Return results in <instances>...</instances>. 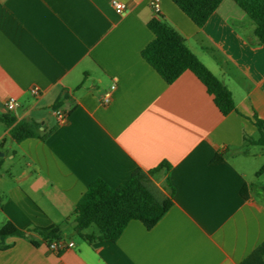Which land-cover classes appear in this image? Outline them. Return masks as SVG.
Returning <instances> with one entry per match:
<instances>
[{
	"label": "crops",
	"instance_id": "obj_1",
	"mask_svg": "<svg viewBox=\"0 0 264 264\" xmlns=\"http://www.w3.org/2000/svg\"><path fill=\"white\" fill-rule=\"evenodd\" d=\"M111 1L0 0V116L35 121L40 132L15 143L0 122V152L10 141L0 155V226H63L92 181L117 188L162 163L170 169L152 183L166 196L169 182L173 205L150 230L130 221L115 242L64 234L73 247L61 254L10 238L0 264H239L264 244V150L246 145L260 136L254 118L264 122V44L232 26L245 17L232 0L201 28L157 0L160 17L230 91L236 111L223 116L193 74L168 85L142 58L153 0H117L122 14ZM8 98L19 104L9 114Z\"/></svg>",
	"mask_w": 264,
	"mask_h": 264
},
{
	"label": "trees",
	"instance_id": "obj_2",
	"mask_svg": "<svg viewBox=\"0 0 264 264\" xmlns=\"http://www.w3.org/2000/svg\"><path fill=\"white\" fill-rule=\"evenodd\" d=\"M190 21L201 28L217 10L223 0H170ZM244 13L242 21L234 22L237 29H250L249 37L254 45L264 44V0H232ZM153 35L151 42L142 50L144 61L166 83L172 84L184 72H190L206 88L208 95L223 116L236 111L230 91L225 87L186 47L182 36L170 27L160 15L147 23ZM0 122L8 129V135L15 143L37 138L39 124L35 121L16 122L8 115L0 116ZM260 136L257 140H246V145L264 147V122L254 118ZM5 140L0 143L2 148ZM245 153V152H243ZM216 154L212 162H221ZM170 166L162 163L150 170L137 168L130 179L117 188L109 187L100 179L92 181L75 205L72 215L64 222H70L72 233L88 245L97 242H115L130 221L140 222L147 230L152 229L173 205V189L166 180V196L154 190L152 179L168 171ZM264 173V166L257 176ZM243 195V193H242ZM90 228L94 230L90 231ZM10 238L28 241L33 247H47L56 241L66 240L62 226L49 224L41 227L30 225L24 229L11 222L0 226V251L13 247L7 243ZM239 264H264V244L257 246Z\"/></svg>",
	"mask_w": 264,
	"mask_h": 264
},
{
	"label": "built area",
	"instance_id": "obj_3",
	"mask_svg": "<svg viewBox=\"0 0 264 264\" xmlns=\"http://www.w3.org/2000/svg\"><path fill=\"white\" fill-rule=\"evenodd\" d=\"M111 6L114 8V10L118 13V14H122L126 11V6L125 4L117 1V0H112L111 1ZM150 7L153 10L155 15H159L160 13V9H159V4L157 0H153L152 2H150ZM38 92L36 89L32 90V94L36 95ZM102 105H106L109 103V94H106L102 101H101ZM4 110L5 113L9 114L11 112H13L16 108H18L19 104L18 101L14 98H8L5 102H4ZM54 116L56 117L58 123H64L67 119V114H65L64 112L60 111V110H56L54 112ZM73 244L71 242H67L66 240H60V241H56L51 243L48 248L51 252L56 253V254H61L64 250L68 249V248H72Z\"/></svg>",
	"mask_w": 264,
	"mask_h": 264
},
{
	"label": "rangeland",
	"instance_id": "obj_4",
	"mask_svg": "<svg viewBox=\"0 0 264 264\" xmlns=\"http://www.w3.org/2000/svg\"><path fill=\"white\" fill-rule=\"evenodd\" d=\"M9 146H10V141L8 140V143H7L6 148L2 152H0V155H6L8 153V151H9ZM249 148L251 149V151L253 150L255 152H259V151L264 150V148L257 147V146L256 147H249ZM260 153L261 152H259V155L258 156H262L263 159H261V164H260V166H259V168H258L257 171H259L264 166V157ZM260 175H262V176H261L260 181L258 183V187L262 186V184L264 183V173H262ZM62 230H63V232H64L65 235L74 236L73 233H72V227H71L70 222L63 224ZM91 230L93 231L94 228H90L89 232ZM74 237L77 238L78 241H81V239H79L78 237H76V236H74Z\"/></svg>",
	"mask_w": 264,
	"mask_h": 264
}]
</instances>
